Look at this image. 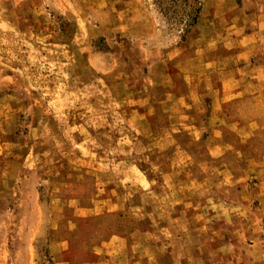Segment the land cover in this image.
<instances>
[{
  "label": "rangeland",
  "instance_id": "374dc122",
  "mask_svg": "<svg viewBox=\"0 0 264 264\" xmlns=\"http://www.w3.org/2000/svg\"><path fill=\"white\" fill-rule=\"evenodd\" d=\"M0 264H264V0H0Z\"/></svg>",
  "mask_w": 264,
  "mask_h": 264
}]
</instances>
